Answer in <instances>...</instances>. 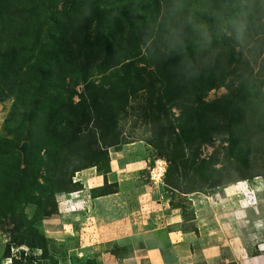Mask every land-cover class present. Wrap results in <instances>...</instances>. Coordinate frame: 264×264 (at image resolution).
<instances>
[{
  "label": "rangeland",
  "instance_id": "374dc122",
  "mask_svg": "<svg viewBox=\"0 0 264 264\" xmlns=\"http://www.w3.org/2000/svg\"><path fill=\"white\" fill-rule=\"evenodd\" d=\"M49 10L56 11V25L43 17ZM236 25L242 36L233 37L236 55L227 62L216 33L230 35ZM209 29L212 39L204 35ZM106 35L112 59L104 60L98 42L80 49L83 39ZM58 37L77 53L63 82L73 90L74 104L87 84L108 90L112 71L125 62L153 70L151 51L180 47L168 64V56L160 60L168 90L155 107L157 118L142 90L119 111L117 130L128 142L109 145L108 93L106 102L98 97L104 100L96 153L80 162L67 189L48 181L51 155L38 139L33 149L29 144L28 168L18 150L27 133L40 131L31 114L37 85L32 64ZM214 38L207 49L204 42ZM186 39L191 50L184 51ZM24 46L33 51L7 60ZM176 134L185 139L182 153L171 150ZM231 134L237 137L229 151ZM89 174L99 180L92 188ZM224 174L236 180L216 185ZM95 208L101 221L104 210L115 220L129 210L133 227L122 232L98 226ZM163 209L178 210L182 228L195 233L198 210L199 224L211 226L227 249L238 251L236 242L242 257L257 253L258 243L264 248V0H0V264H104L103 255L121 257L141 245L146 232L134 229L155 226L160 219L151 213Z\"/></svg>",
  "mask_w": 264,
  "mask_h": 264
},
{
  "label": "trees",
  "instance_id": "16d2710c",
  "mask_svg": "<svg viewBox=\"0 0 264 264\" xmlns=\"http://www.w3.org/2000/svg\"><path fill=\"white\" fill-rule=\"evenodd\" d=\"M48 12L49 15L43 17H45L46 20L52 21L49 25H56V21L53 20V14L56 11L49 10ZM210 22L211 20L208 19L207 23ZM215 28L217 29V27ZM241 29H243V27L236 25V27L231 28L230 35L222 33L221 31L216 33V39L218 38L220 40V47L218 49L225 51V53L220 52L219 55L227 62L232 61L236 55V51L232 46L234 45L233 37L236 35L242 36L239 32ZM204 35H209L208 37L212 39L214 36L213 30L209 29L205 31ZM49 41L51 42L50 45L40 52L38 61L32 64L37 85L34 87L36 91V102L34 103L31 114H34V117L37 118V121L40 123V131L38 134L27 133L24 140L28 142V146L29 144L31 145L32 149L36 139L47 148L48 153L51 155L48 157L47 162L50 173L48 181L53 186L58 185L67 189V185L70 183L69 178L72 176L73 172L82 168L80 162L87 159L92 160V157L96 153L95 143L97 142V132L95 128L97 126L101 128L103 125V113H101L102 101L104 99L105 102L108 100L110 103V111L112 112L111 117H108L107 120L109 132L107 139L109 145L128 142L121 132L117 130L116 117L119 111L123 109L124 103L128 97L142 90V92L145 91V96L146 94L148 96L150 116L152 117L155 115L154 120L157 118L160 110H156L155 107L158 108V106H161L162 98L166 95L168 90V85L164 88L163 82L161 81L166 74H163L164 71L160 69V64L163 62L168 64L175 56L176 52L180 50V47L174 46V52L170 51L167 54L154 52L155 50L151 51L148 62L151 63L153 70L148 67L136 66L133 62H125L119 69H114L112 71L113 76L108 90H103L101 87L93 90L96 86L93 83L87 84L85 94L80 95V100L74 104L71 100V96L74 92L73 90L66 89L63 82L65 81L66 67L76 65L75 62L78 60L76 50L73 48V43L69 40H64L62 37L51 38ZM216 41L217 40L214 38L212 41L204 42V46L209 49ZM97 42L100 43V45L104 44L106 50L104 60L108 61L112 59L113 56L109 49V45L113 42L110 40V35H106L102 38L98 36V38H94L93 41L85 38L82 40L80 49L82 46L83 49L89 46L93 47ZM189 44H192V41L190 42L189 39H186L183 43L184 46L182 45V49L184 51L188 49L191 50ZM31 51L33 50L27 49L26 46L20 48L19 51H16L15 48L12 53L6 57L8 60L16 53L27 54ZM55 53H59L61 59ZM166 56H168L167 59L160 62V60L164 59ZM40 59L43 60V63ZM44 59L48 60L45 61ZM53 66H55V68ZM62 75H64V78L61 77ZM177 85L180 86V84ZM88 86L91 88L88 89ZM177 88L175 93L179 96L180 93H182V87ZM105 91L108 93V99L105 97ZM98 97H103L104 99L99 102ZM144 105L145 104H143L142 107H144ZM93 118V124L90 125ZM63 120H65V124L61 127L59 124ZM151 134L153 135L152 139L156 141L157 132H151ZM176 136L175 140L174 138L171 140L173 141L171 150L174 153H182L184 150L182 143L185 139L180 138L181 134H176ZM236 137L237 134L235 136L231 134L227 138L228 144L226 147L229 151L235 149ZM187 148L192 149V145L188 144ZM68 150L70 152L69 156L66 157L65 160H60V155ZM87 151L91 153H87ZM28 165L29 164L25 165V168H28ZM224 175L223 177L217 178L214 183L216 185H224L236 180V178Z\"/></svg>",
  "mask_w": 264,
  "mask_h": 264
},
{
  "label": "crops",
  "instance_id": "0c3cea01",
  "mask_svg": "<svg viewBox=\"0 0 264 264\" xmlns=\"http://www.w3.org/2000/svg\"><path fill=\"white\" fill-rule=\"evenodd\" d=\"M89 188L93 187V182H99L97 177L92 174L85 177ZM163 201L160 202L163 205ZM93 210V209H92ZM94 222L103 228L121 230L122 232L131 230L132 222L129 210H122L120 219L115 220L111 212L104 210V221H101L97 208ZM142 211V210H141ZM144 212V211H143ZM195 220L197 233L182 228L181 214L178 210H155L151 214L156 215L160 222L155 226L138 225L134 230L145 231V241L140 245L134 246L128 255L116 257L111 254L102 256L104 264H264V249L261 244H257V253L249 257H242L235 242V248H226V244L215 238L216 232L208 224L202 227L198 220V210ZM92 217V216H91ZM150 217V215H149ZM115 220V221H114ZM132 229V230H133ZM217 235H219L217 233ZM140 237V236H139ZM244 250V248H243ZM243 258L241 261V257ZM255 256V257H254Z\"/></svg>",
  "mask_w": 264,
  "mask_h": 264
},
{
  "label": "water",
  "instance_id": "95a60500",
  "mask_svg": "<svg viewBox=\"0 0 264 264\" xmlns=\"http://www.w3.org/2000/svg\"><path fill=\"white\" fill-rule=\"evenodd\" d=\"M18 150L21 153V159H22V165L24 166L27 162V158L29 155V146H28V142L24 141L20 144V146L18 147Z\"/></svg>",
  "mask_w": 264,
  "mask_h": 264
},
{
  "label": "bare ground",
  "instance_id": "6f19581e",
  "mask_svg": "<svg viewBox=\"0 0 264 264\" xmlns=\"http://www.w3.org/2000/svg\"><path fill=\"white\" fill-rule=\"evenodd\" d=\"M262 250H264V249H262Z\"/></svg>",
  "mask_w": 264,
  "mask_h": 264
}]
</instances>
